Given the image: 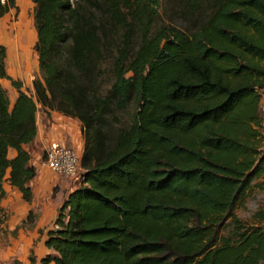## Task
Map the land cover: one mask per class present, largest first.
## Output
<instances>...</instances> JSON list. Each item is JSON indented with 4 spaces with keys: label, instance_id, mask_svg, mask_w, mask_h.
Here are the masks:
<instances>
[{
    "label": "trees",
    "instance_id": "16d2710c",
    "mask_svg": "<svg viewBox=\"0 0 264 264\" xmlns=\"http://www.w3.org/2000/svg\"><path fill=\"white\" fill-rule=\"evenodd\" d=\"M182 1L187 29L158 23L160 0H32V94L0 45L17 92L0 84V201L6 180L32 198L38 106L83 132L81 179L41 264H264V205L255 224L233 213L264 172V0ZM6 218L0 205V229Z\"/></svg>",
    "mask_w": 264,
    "mask_h": 264
},
{
    "label": "rangeland",
    "instance_id": "374dc122",
    "mask_svg": "<svg viewBox=\"0 0 264 264\" xmlns=\"http://www.w3.org/2000/svg\"><path fill=\"white\" fill-rule=\"evenodd\" d=\"M182 3V0H160L158 23L172 24L182 29L190 27V16L187 15ZM16 6L0 16V45L5 47L4 68L8 75L21 80L23 89L32 94V81L39 74L37 53L34 50L36 41L33 24L34 3L32 0H17ZM0 84L6 89L13 88L10 81L4 78L0 80ZM132 110L133 106H130L128 109L117 112L119 123H128ZM111 120L114 125L118 123L114 118ZM261 135L260 144L263 147V131ZM82 171L81 169L80 174ZM263 205L264 172L251 180L250 186L239 196L233 213L245 224H255L252 214ZM35 216L36 213L32 212L30 217H26L17 224L15 230L9 229L4 223L0 229V264H41L42 257L48 253L53 254L44 246H38L36 241L26 242L24 237L19 236L18 228L24 230L31 228ZM261 225L264 226V224ZM227 229L229 227H225L223 232ZM30 255L33 261L30 260Z\"/></svg>",
    "mask_w": 264,
    "mask_h": 264
},
{
    "label": "crops",
    "instance_id": "0c3cea01",
    "mask_svg": "<svg viewBox=\"0 0 264 264\" xmlns=\"http://www.w3.org/2000/svg\"><path fill=\"white\" fill-rule=\"evenodd\" d=\"M7 91L13 103L17 96L16 90L10 88ZM262 100L264 101V97ZM36 125L37 133L34 140L25 146L31 155L30 161L36 169V175L29 182L32 198L30 201L23 200L19 190L6 180L3 183L6 194L0 201V205L8 213L4 223L13 230L17 228V224L26 219L30 210L36 213L31 228L26 230L18 228L19 236L24 237L26 242L36 241L38 246H44L50 250L44 244L48 237L47 232L56 228L54 221L58 209L80 180L75 181L52 172L45 163V150L50 143L60 142L75 148L82 154L84 138L81 122L57 110H50L49 114H46L38 106ZM15 153L13 148L8 149V157H13ZM51 263L55 264L53 261L49 264Z\"/></svg>",
    "mask_w": 264,
    "mask_h": 264
},
{
    "label": "built area",
    "instance_id": "2783aa9c",
    "mask_svg": "<svg viewBox=\"0 0 264 264\" xmlns=\"http://www.w3.org/2000/svg\"><path fill=\"white\" fill-rule=\"evenodd\" d=\"M260 128L264 132V101L260 103ZM45 163L48 168L66 178L80 180L81 153L75 148L52 142L45 150Z\"/></svg>",
    "mask_w": 264,
    "mask_h": 264
}]
</instances>
